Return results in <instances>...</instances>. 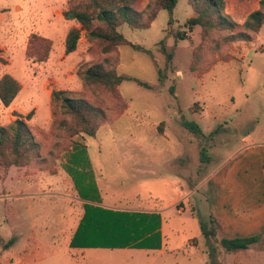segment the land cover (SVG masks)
<instances>
[{
	"label": "rangeland",
	"instance_id": "1",
	"mask_svg": "<svg viewBox=\"0 0 264 264\" xmlns=\"http://www.w3.org/2000/svg\"><path fill=\"white\" fill-rule=\"evenodd\" d=\"M69 1L0 0V78L10 73L22 85L13 101L16 109L0 102V125L33 111L26 121L41 145L27 165H0V233L11 237L10 223L21 220L29 230L35 222L44 242L35 256L44 259L37 264H211V245L201 228L210 224L206 177L244 139L264 140V24L258 31L245 26L260 0H226L223 13L233 23L207 31L186 26L197 12L189 0H179L172 15L161 9L147 28L118 26L149 52L89 40L83 31L77 49L67 54L65 37L80 26L64 18ZM149 2L136 4L145 18ZM41 37L52 41L44 61L38 60L45 52ZM93 65L127 78L114 87L84 79V70ZM54 90L102 110L94 136L73 132L74 118L53 97ZM186 122L197 123L202 133ZM203 148L213 164L203 161ZM24 172L35 181L26 182ZM7 186L44 193L4 198ZM86 203L157 209L164 224L163 252L104 248L72 258L69 234ZM235 254L253 259L249 250Z\"/></svg>",
	"mask_w": 264,
	"mask_h": 264
},
{
	"label": "trees",
	"instance_id": "2",
	"mask_svg": "<svg viewBox=\"0 0 264 264\" xmlns=\"http://www.w3.org/2000/svg\"><path fill=\"white\" fill-rule=\"evenodd\" d=\"M179 0H150L149 9L145 18V11L136 8L139 0H70L63 11L64 18L75 21L80 26L69 29L65 41V53H71L78 47V43L85 31L89 40L102 39L113 45L131 44L134 48L150 50L138 44L131 43L119 30L118 26L128 23L134 28H147L157 17L161 9H167L172 15ZM197 14L190 17L186 26L192 29L200 25L204 31L216 24H232L223 13L226 0H189ZM214 16L218 17V21ZM172 21V17L170 18ZM264 24V0H260V8L252 11L245 26L251 30H260ZM179 38H185L183 32H177ZM45 45V52L38 60L44 61L52 47V41L41 37ZM83 77L89 81L101 82L105 85H119L127 77L118 74L114 69L106 70L98 65L90 66L83 72ZM138 84L150 85L136 77H128ZM22 85L10 73H5L0 78V102L9 107L19 92ZM172 90H174L172 86ZM53 97L59 99L65 113L74 118L72 130L74 133L84 132L94 136L100 125L102 110L84 98H76L66 94L65 90H54ZM33 111L26 117L17 114L10 123L0 125V165H27L32 156L39 152L40 142L31 130L26 119L30 118ZM186 125L195 133H202L201 127L195 122H186ZM203 161H209L210 155L207 148L202 150ZM162 216L159 211L146 210H121L104 207L100 204H85V211L79 221L71 241V247H138L160 249L163 246V237L160 231ZM220 220L210 215V224H201L202 233L210 244L208 250L211 264H224L220 259V249L226 252H238L249 248L260 240L262 233L251 236H220L218 225ZM264 233V230L262 231ZM15 241L9 239L4 246L7 248ZM214 243V244H213Z\"/></svg>",
	"mask_w": 264,
	"mask_h": 264
},
{
	"label": "crops",
	"instance_id": "3",
	"mask_svg": "<svg viewBox=\"0 0 264 264\" xmlns=\"http://www.w3.org/2000/svg\"><path fill=\"white\" fill-rule=\"evenodd\" d=\"M16 106L13 103L9 109L13 111L16 109ZM216 129H218V126H216ZM214 147L216 146L214 145ZM213 162L214 158L210 155L208 164H213ZM32 175L24 172V180L26 182L35 181L36 178ZM8 177L9 170L8 175L4 180H1L6 181ZM205 183V197L209 200V215L212 214L220 220V224L218 225V233L220 236L242 237L262 233L260 240L253 243L247 249H242L238 252H226L219 248L220 259L224 264H264V233L262 232L264 230V140H257L254 137L244 139L242 144L231 155L227 156V158L216 164L209 171ZM10 187H13V189L9 191L7 189L9 187L7 186L5 191H3L4 198L7 196L23 198L25 196L30 197L44 193V190L41 192L38 190L24 191L23 189L18 190L17 186ZM108 207L111 206L108 205ZM141 210L157 211V209L152 208H142ZM81 217L69 234L67 246L72 258L84 257L99 249L110 248L100 246H70L71 238L78 227ZM163 225L162 222L160 231L164 239L165 233L163 231ZM8 228L11 237L0 233V264H9L14 260L19 261L17 264H37L44 259L41 257H36L35 259V256L42 250L44 243L37 235L35 222L32 221L29 230L24 228L21 220L20 222L16 221L15 224L10 223ZM11 238H15V241L9 247H4V244ZM24 238H27V241H23L22 239ZM205 240V243H207L206 238ZM115 248L141 249L132 246ZM144 249L158 250L151 248ZM245 250L253 253V259L250 261L236 259L237 256L235 253L240 255ZM162 252V248H160L159 253ZM32 259L34 260L31 262ZM192 264H194L193 260Z\"/></svg>",
	"mask_w": 264,
	"mask_h": 264
}]
</instances>
